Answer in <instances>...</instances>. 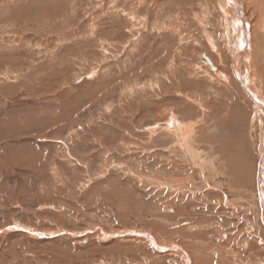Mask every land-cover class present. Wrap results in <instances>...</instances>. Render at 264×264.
<instances>
[{
  "label": "rangeland",
  "instance_id": "374dc122",
  "mask_svg": "<svg viewBox=\"0 0 264 264\" xmlns=\"http://www.w3.org/2000/svg\"><path fill=\"white\" fill-rule=\"evenodd\" d=\"M222 2L0 0V264H264V108Z\"/></svg>",
  "mask_w": 264,
  "mask_h": 264
},
{
  "label": "bare ground",
  "instance_id": "6f19581e",
  "mask_svg": "<svg viewBox=\"0 0 264 264\" xmlns=\"http://www.w3.org/2000/svg\"><path fill=\"white\" fill-rule=\"evenodd\" d=\"M220 1H221V3H223L222 1H224V4L222 6H223V12L225 14L227 23L229 22L228 19L233 20V24L231 25L232 26L231 33H229L230 36L232 35V33H236L239 31V34H238L239 38H236L237 40L239 39V43H240V45L238 46V49L236 47L239 43L238 44L236 43L237 45L234 44L233 41L231 43L232 44L231 45L232 50L235 49L236 61L235 60L234 61L236 62V66L234 69H235L236 76L241 81V84L243 85V87L246 89L247 94H249L250 97L255 100V102L257 103L258 106H260L261 108H264V99H263L264 98V81H263V79H264V0H233L234 2H231V0H220ZM250 5H251V12L249 11ZM249 12H250V18L253 19V21H250V22L248 21L249 20L248 19ZM202 26H204V25H202ZM234 38L235 37H233L231 39H234ZM256 43L258 45H256ZM256 52L259 53V55H260V56L258 55L259 57L254 56ZM261 55H262L261 60L263 62L262 68H260V65L258 64V61H260ZM206 58H208V57H206ZM209 60L212 64L214 63L213 60L211 59V57ZM212 64H210V65H212ZM212 66L214 68V64ZM207 69L209 72L208 67H207ZM218 75H219L218 76L219 80L223 79L226 82H229L228 81L229 79L227 77L228 75L226 76L225 71L221 70L218 73ZM192 131H193V127H190V128L185 127L184 129L179 127L178 129H176V134L179 136V138L182 141H184L183 143L186 145V148L190 147L188 141H189V136L191 135ZM192 144H193V141H192ZM189 149L192 150L191 148H189ZM186 151H188V150H186ZM189 155H190L192 160H194V161L198 160L195 155L193 157L192 154H188V157H189ZM232 169L233 170H231V171H235V172L237 171V167L235 165L232 166ZM261 171H262V175H261V185H260V191L259 192L261 193V196H262L261 201H262V204L264 206V164H263ZM263 211H264V207H263ZM221 235H223L225 237L226 232H222ZM216 251H214V252H216ZM219 252H220V250H219ZM186 256H187L186 257L187 261L190 263V257L188 255H186ZM254 258H256L255 255H252L251 257H249L250 262L245 263V264H254V263H252Z\"/></svg>",
  "mask_w": 264,
  "mask_h": 264
},
{
  "label": "water",
  "instance_id": "95a60500",
  "mask_svg": "<svg viewBox=\"0 0 264 264\" xmlns=\"http://www.w3.org/2000/svg\"><path fill=\"white\" fill-rule=\"evenodd\" d=\"M205 56V58H206V55H204ZM207 59V61L210 63V64H212L211 62H210V60H209V58H206Z\"/></svg>",
  "mask_w": 264,
  "mask_h": 264
}]
</instances>
